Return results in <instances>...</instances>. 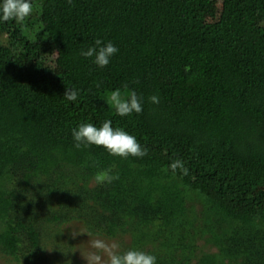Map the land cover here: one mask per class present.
<instances>
[{"label": "trees", "instance_id": "trees-1", "mask_svg": "<svg viewBox=\"0 0 264 264\" xmlns=\"http://www.w3.org/2000/svg\"><path fill=\"white\" fill-rule=\"evenodd\" d=\"M32 3L0 23V257L46 264L44 239L70 250L61 227L77 222L156 264H264V0ZM96 39L119 49L105 68L81 55ZM116 89L142 112L115 115ZM105 120L146 155L74 147L75 127ZM104 170L119 178L97 184Z\"/></svg>", "mask_w": 264, "mask_h": 264}, {"label": "clouds", "instance_id": "clouds-1", "mask_svg": "<svg viewBox=\"0 0 264 264\" xmlns=\"http://www.w3.org/2000/svg\"><path fill=\"white\" fill-rule=\"evenodd\" d=\"M71 2V0H69ZM34 11L32 0H0V23L13 21L17 24H25ZM119 52V49L111 42L105 43L101 39H96L92 46L87 50H82L81 55L84 58H91V62L98 68H105L109 65L111 59ZM79 95L78 89H65L64 98L69 102L77 101ZM153 104L159 103V97L153 95L149 97ZM106 103L109 104L119 117L130 116L133 113L140 114L143 110L141 99L135 92H128L122 96L120 89L111 91ZM74 147L80 148L81 145L96 146L102 148L108 155L127 159L128 157L142 158L146 155V149L138 143L134 135L129 134L120 128H113L111 120H105L100 127L92 123H81L72 130ZM181 161L170 165L173 172L181 168ZM185 174L187 170L185 169ZM118 175L111 174L110 170L98 172L94 180L97 184L112 183L117 180ZM94 247L106 252L108 255V264H156V257L138 250H129L123 254H118L114 249L118 246L113 244L111 247L105 245L103 241H95ZM101 257L95 256L99 262Z\"/></svg>", "mask_w": 264, "mask_h": 264}, {"label": "rangeland", "instance_id": "rangeland-1", "mask_svg": "<svg viewBox=\"0 0 264 264\" xmlns=\"http://www.w3.org/2000/svg\"><path fill=\"white\" fill-rule=\"evenodd\" d=\"M214 2H215V5H213L212 8L215 12H219L222 0H214ZM216 16H217V13H216ZM39 49L45 51L44 55L50 56V60L48 59L47 64L51 63L52 65L57 66V63L59 60V52L56 50L55 47H51L50 49L46 50L43 48V45H42V46H39ZM4 88L5 87L3 86L1 87L0 93L2 92V94H4L3 92ZM157 129H158L157 130V135H158V133L161 130V125L159 123H157ZM239 164L244 166L247 164V161L243 160L242 163H238V165ZM263 191H264V188L262 190H256L255 194L261 192L262 198H264ZM263 208H264V205H263ZM61 231H62V237H64L65 240L60 241L59 244L64 245L70 241L72 242V245H71L72 247L70 248V250H67L65 246L62 248H56L54 241L50 240L49 238L44 239V245H45L44 247H46L44 250L46 253V257H45L46 264H57L58 260H60V256L65 257L63 258L65 260L67 259L68 261L70 260L72 262H77L79 264H107L108 255L106 254V252L96 249L94 247V242L97 240L103 241L105 245L109 247H111V245L113 244L117 245L116 241L108 240L107 238H104V237L88 235L87 232H85V229L80 225V223H77V222H72L67 225H63V227H61ZM66 246H68V244ZM56 251L59 253L56 254ZM114 251H118V247L114 249ZM96 255H99L101 257L99 262L95 260ZM14 263L15 262L12 261V264ZM0 264H11V262L9 263L7 258L2 259L0 257Z\"/></svg>", "mask_w": 264, "mask_h": 264}]
</instances>
